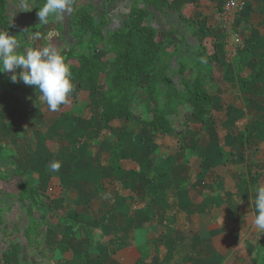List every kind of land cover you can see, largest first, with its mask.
<instances>
[{
    "label": "crops",
    "instance_id": "0c3cea01",
    "mask_svg": "<svg viewBox=\"0 0 264 264\" xmlns=\"http://www.w3.org/2000/svg\"><path fill=\"white\" fill-rule=\"evenodd\" d=\"M243 1L251 29L237 32L242 49L224 39L214 63L222 80L207 86L212 114L196 123L180 105L168 116L178 133L142 128L141 94L127 121L102 127L92 95L70 125L18 74L16 89L0 85V264L4 252L12 264H264L263 233L252 223L253 188L264 184V0ZM166 11L182 40L171 45L181 90L178 69L194 75L197 53L212 54L213 31L186 35L180 15ZM206 17L196 14L199 26ZM114 146L117 170L109 166ZM11 181L37 187L44 205L16 198ZM103 236L111 240L95 246Z\"/></svg>",
    "mask_w": 264,
    "mask_h": 264
},
{
    "label": "trees",
    "instance_id": "16d2710c",
    "mask_svg": "<svg viewBox=\"0 0 264 264\" xmlns=\"http://www.w3.org/2000/svg\"><path fill=\"white\" fill-rule=\"evenodd\" d=\"M191 1L194 4L211 1L212 14L219 11L224 3V0ZM12 2L13 0H0V30L16 35L21 40L22 49L35 47L37 36L34 37L35 41L29 36L34 32L33 30H38L34 29L32 23L23 30L12 32L8 13ZM43 2L44 0H33V6L38 10V5H42ZM142 2L144 6L133 5L122 27L107 37L103 33L105 21L103 18H100L99 22L96 21L93 5L77 7L72 5L73 10L67 24L71 39L68 40L69 49L65 60L72 71L73 85H78L81 89L77 94L69 96V102L60 106L56 116H62L68 124L73 125L82 117L84 106L91 102L92 95H96L99 121L102 127H106L113 121H127L132 117L131 106L137 94H141L144 99L141 126L157 134L179 132L168 116L176 114L180 105L189 106L196 123L204 122L212 114L211 105L214 95L208 92L207 86L222 80V74L215 69L214 63L224 50L223 34L213 31L210 41L212 54L205 50L197 53L192 77H186L184 65L180 66L178 74L182 89L179 90L171 76V57L166 53V48L175 44L172 32L162 30L147 21L150 14L147 6L151 5L157 10L163 7L174 9L179 11L180 18L185 20V16L181 14L182 5L179 7L172 0H142ZM243 15L244 13L238 18L235 26L238 33L251 29L249 14ZM101 44L110 47L109 55L99 53ZM10 76V72L0 73V85L14 90L18 84L11 82ZM178 136L181 137L182 133ZM108 153L110 168L117 170L121 165L120 150L114 146L108 150ZM2 181L6 183L5 181L8 180L3 178ZM9 184L12 191L16 192V198H28L37 208L44 205L37 187L27 182L11 181ZM86 235L88 237L91 235L89 228ZM103 238L94 245H102L105 241L111 240V236H103ZM51 246L46 247V252H42L43 257L53 249ZM3 257L4 264H12L8 252H4Z\"/></svg>",
    "mask_w": 264,
    "mask_h": 264
},
{
    "label": "clouds",
    "instance_id": "9594fccd",
    "mask_svg": "<svg viewBox=\"0 0 264 264\" xmlns=\"http://www.w3.org/2000/svg\"><path fill=\"white\" fill-rule=\"evenodd\" d=\"M75 0H44L38 5L37 17L40 23L47 24L49 18H60L72 12ZM20 9L30 11V0H18ZM11 73L10 80L22 81L27 86L38 89L50 111L59 110L69 102L73 92L72 71L60 49L51 42L47 46L24 48L21 40L8 31L0 30V73ZM18 74V75H17ZM52 172H58L61 163L53 160L49 164ZM255 194L253 226L264 233V184L253 188Z\"/></svg>",
    "mask_w": 264,
    "mask_h": 264
},
{
    "label": "rangeland",
    "instance_id": "374dc122",
    "mask_svg": "<svg viewBox=\"0 0 264 264\" xmlns=\"http://www.w3.org/2000/svg\"><path fill=\"white\" fill-rule=\"evenodd\" d=\"M172 1L178 4L179 7L180 5H182V8H180L181 14L185 16V20L183 21L188 26L186 35H194L198 31H202L208 34H211L212 31H217L216 23L214 21L215 19L211 11V1H203L199 4H194L191 0ZM30 3L33 5V0H30ZM89 4L94 6L96 21L99 22L100 18H103V20L105 21L103 33L106 37L115 30H118L122 27L123 21L127 19L129 11L133 7V5L138 4L140 6H144L142 0H75L73 5L77 7ZM9 7H11L9 10V17L12 24L13 33L27 28L29 24L32 23L34 29L36 28L38 31L33 30L34 32H32L29 37L34 40L35 35L37 36V40H34L35 44L40 41L42 46H47V44L51 42L60 49L62 55H65L69 48L68 40L71 39V33L67 29L70 13L63 15L60 18H49V22L47 24H44L40 23L37 17L38 10L35 6H33L30 11H23L19 8L20 5L18 3V0H13ZM147 8L150 12L147 17V21L161 28L162 30H169L172 32L173 38L176 40L174 49L182 47L181 36L178 35L179 29L176 28L175 30L170 25H168L166 9L169 10V8L163 7L162 9L157 10L151 5H148ZM173 11L177 12L178 15L180 13L179 11H176L174 9ZM184 12H186L188 15L186 16ZM217 12L218 11H216L214 15ZM197 13H200L204 17L205 15L207 16L205 18V22L201 26H199L198 24V18L196 19ZM202 47H206L205 42L202 43ZM172 48V46L166 48V53L171 57V62L173 63L174 61L177 62L178 59H176L175 55L172 54V50L174 51V49ZM99 53L109 55L110 47H108L107 44H101L99 46ZM171 73L172 77H174V71ZM262 235L264 240V233Z\"/></svg>",
    "mask_w": 264,
    "mask_h": 264
},
{
    "label": "built area",
    "instance_id": "2783aa9c",
    "mask_svg": "<svg viewBox=\"0 0 264 264\" xmlns=\"http://www.w3.org/2000/svg\"><path fill=\"white\" fill-rule=\"evenodd\" d=\"M245 8L243 0H224L222 8L215 14L216 27L224 36V39L231 40L236 47L242 49L243 41L237 34L235 26L238 18Z\"/></svg>",
    "mask_w": 264,
    "mask_h": 264
}]
</instances>
